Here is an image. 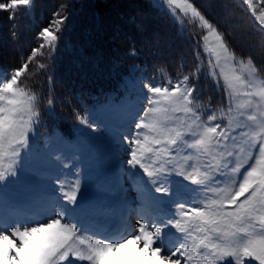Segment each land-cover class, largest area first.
<instances>
[{
    "label": "snow or ice",
    "instance_id": "6c2138e0",
    "mask_svg": "<svg viewBox=\"0 0 264 264\" xmlns=\"http://www.w3.org/2000/svg\"><path fill=\"white\" fill-rule=\"evenodd\" d=\"M35 3L4 0L0 10L15 21ZM241 3L264 51V0ZM154 7L188 33L194 63H180L175 77L156 69L158 82L130 65L120 103L109 99L83 115L73 107L74 125L42 148V92L28 82L51 73L67 5L35 33L40 43L18 67L0 70V264H264V70L193 0ZM47 80L46 111L55 118L53 75ZM201 80L222 92L218 106L200 99ZM102 141L114 145L118 168L97 176L89 196L83 162Z\"/></svg>",
    "mask_w": 264,
    "mask_h": 264
},
{
    "label": "trees",
    "instance_id": "16d2710c",
    "mask_svg": "<svg viewBox=\"0 0 264 264\" xmlns=\"http://www.w3.org/2000/svg\"><path fill=\"white\" fill-rule=\"evenodd\" d=\"M39 1L36 0L30 15L23 11L15 21L8 19L7 11L0 10V70L18 67L20 56L27 55L31 46L40 43L34 39L35 33L47 25L53 10L50 4L44 3L42 11L41 6L38 8ZM70 5L72 32L68 30L70 27L65 31V39L55 52L51 73L44 72L28 82L33 90L42 92V98L48 96L47 77L53 75L51 87L57 98L56 116L61 114L73 120V107L82 113L85 105L99 97L111 95L116 98L123 93L122 82L131 62L147 65L149 69L157 68L159 64L172 66L175 72L180 63H184L185 70L191 64L189 50L177 46L176 33L165 27L164 16L150 0H78ZM93 20L97 22L95 26ZM13 23L17 25V40L12 37ZM180 42L184 47L183 38ZM133 48L138 53L135 57L129 55ZM181 57H188V60L180 61ZM42 106L41 119L52 118L46 111V103Z\"/></svg>",
    "mask_w": 264,
    "mask_h": 264
},
{
    "label": "rangeland",
    "instance_id": "374dc122",
    "mask_svg": "<svg viewBox=\"0 0 264 264\" xmlns=\"http://www.w3.org/2000/svg\"><path fill=\"white\" fill-rule=\"evenodd\" d=\"M76 2L78 0H40L38 8L41 6V10L44 9V3H48L52 6V10L54 11L56 7L64 3L67 5L68 13L72 11V7L70 3ZM151 4L154 6V0H150ZM4 2V0H3ZM197 7H199L208 18L213 22L217 23L221 30L225 31L227 34L232 46L234 49L242 54V55H249L251 54L255 59L256 64L264 70V51L260 50L256 45V40L258 39L259 34L256 33L253 29L255 27V22L251 18V16L247 12L246 6L241 3V0H193ZM70 6V7H69ZM76 11L75 8H73ZM156 9H154L155 11ZM24 9H19L17 12L18 18L21 17L23 14ZM159 11V10H158ZM161 14L164 16L163 24L170 32H175L176 37H178V47L182 48L183 50H189L188 53L191 54V64H188V68L192 65L193 61H195V51H194V44L193 41L190 39L187 32H181L178 25L175 21L168 15L165 11H160ZM70 14V13H69ZM51 16V15H50ZM71 18V15H69ZM93 25L97 23L95 20L92 21ZM71 21L68 20L67 28L70 27L68 30L72 32L71 29ZM81 30V28H80ZM96 32L100 33V30ZM81 34V32H80ZM90 35L91 34H87ZM181 38L184 39V47H181ZM199 37H197L198 39ZM65 37L63 38V40ZM110 41H112L110 39ZM121 42V40H118ZM38 44V42H37ZM114 46L116 44H113ZM60 47V46H59ZM110 49V48H109ZM111 51V49H110ZM114 54L116 51L114 50ZM188 56V57H190ZM187 58H180V61H186ZM129 65H139L136 61L131 62ZM141 68L145 72L144 66ZM172 76V75H169ZM175 77V76H172ZM162 77L159 76L155 81H159ZM200 93L199 97L202 101L207 103L209 98H211V103L214 107L218 106V104L222 100V92L215 87V84L210 80H201L200 82ZM48 99V96L42 97L40 102V109L42 110V104H45ZM119 101L118 103H120ZM94 107L100 106L99 104H93ZM60 107V105H59ZM92 107V106H91ZM91 107H89L91 109ZM84 113V112H83ZM82 113V114H83ZM75 120V117H74ZM75 122V121H74ZM74 122L68 123L66 122V128L69 129L74 125ZM65 124V121L63 122ZM60 130V126L58 123H54L52 126H48L43 129L44 133L40 135H36L37 137V144L35 147L42 148L44 142L51 137L55 132ZM37 133V131H36ZM46 151L47 149H43ZM115 152L114 145H110L107 141L100 142L96 147H94L88 154L86 159L83 162V175L81 177L82 185L84 190H86L89 196H94L98 191V185L94 183V180L97 176L103 175L109 169L112 170L113 174L115 169L118 168V163L114 160L113 153ZM75 169H65V179L68 180L70 183L74 182V173ZM68 190L67 188L65 189ZM59 194V193H58ZM131 196H134L135 193L131 192ZM133 225H135V220H133ZM234 264V262H233ZM250 264H256L255 261L250 262Z\"/></svg>",
    "mask_w": 264,
    "mask_h": 264
}]
</instances>
